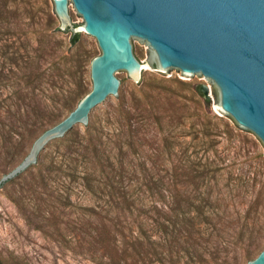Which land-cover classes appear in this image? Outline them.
I'll return each instance as SVG.
<instances>
[{
	"label": "rangeland",
	"instance_id": "obj_1",
	"mask_svg": "<svg viewBox=\"0 0 264 264\" xmlns=\"http://www.w3.org/2000/svg\"><path fill=\"white\" fill-rule=\"evenodd\" d=\"M76 22V26L84 24L77 12ZM72 37L73 33L56 16L53 0H0L1 122L8 117L4 110L19 103L15 92L25 88L20 78L27 71L36 74L39 68H49L46 48L55 39L66 42V56L79 59L77 63L71 62L72 75L58 77L56 87L47 86L45 93L38 96L41 111L33 119L34 124L24 130L25 138L14 136L11 142L0 138V178L22 161L36 137L65 118L92 90L91 60L101 54L98 43L81 34L80 42L72 46ZM138 60L148 74L140 82L122 75L121 84L127 89L125 97H113L97 111L92 127H81L58 140L29 173L0 189V257L4 264H96L83 242V232L71 226L73 222L82 225V211L59 206V210L53 209V192H65L66 187L61 182L52 183V192L50 187L39 184L38 176L48 173L49 165L60 159L66 144L82 139L89 128L103 126L106 131L113 130L112 117L120 103L134 106L145 101L147 95L163 93L165 89L181 90L178 81L190 84L203 101L205 112L221 120L216 121L219 131H203L195 117L187 118L171 135L175 144L163 148V226L175 218L183 220V212L189 218L203 215L209 219L218 216L221 220L217 225L211 220L199 222L197 228L204 232L195 235L198 256L193 259L178 252L169 254L163 248V264H171V259L174 264H247L264 249V145L217 108L219 95L210 81L159 71L152 50L140 40ZM203 85L210 88V100L200 90ZM26 88L24 91L30 93L32 88ZM72 198L76 205L86 206L80 189L75 190ZM154 220L123 216L120 222L127 232L125 237L117 232L119 255L125 240L139 235L138 222L147 224L145 232L149 235L160 234ZM212 230L217 231L211 234ZM166 238L163 227L164 247ZM99 255L102 257L103 251ZM106 258L103 257L105 262ZM121 264L134 263L127 259Z\"/></svg>",
	"mask_w": 264,
	"mask_h": 264
},
{
	"label": "trees",
	"instance_id": "obj_2",
	"mask_svg": "<svg viewBox=\"0 0 264 264\" xmlns=\"http://www.w3.org/2000/svg\"><path fill=\"white\" fill-rule=\"evenodd\" d=\"M80 39L81 34H75L70 44L75 46ZM65 46L64 40L55 39L50 48H46L49 68H39L36 74L27 71L20 78L25 84L24 89L26 86L32 89L30 93L17 90L15 96L19 103L4 110L8 117L6 121H0V138H5L6 142H11L14 136L21 140L25 138L24 130L34 124L33 119L41 111L42 102L38 96L45 93L47 86L56 87L57 79L73 74L71 62L77 63L79 59L66 56ZM178 84L181 90L165 89L163 93L147 95L145 101L134 106L120 103L118 112L112 117L113 130L106 131L103 126L94 130L89 128L82 139H73L66 144L60 159L49 165L48 173L38 176L39 184L50 187L52 192V183L61 182L66 187L65 192H53V209L64 207L82 211V225L79 227L73 222L71 226L83 232V242L88 245L90 259L96 264H121L127 259L134 264H163V248L169 254L178 252L194 259L199 255L195 235L201 236L204 232L197 227L210 220L217 225L221 220L218 216L209 219L203 215L189 218L187 212L182 211L183 220L175 218L163 226V148L175 144L171 135L187 118L195 117L203 131H219L216 121L221 120L205 112L203 101L190 84L182 81ZM163 131L167 134L165 137ZM77 189L84 196L86 206L73 202V193ZM123 216L154 218L155 227L161 233L149 235L145 232L147 224L138 222L139 235L130 241L126 239L119 255L117 232L124 237L127 232L121 226ZM54 219L56 223V217ZM163 227L167 234L165 247ZM102 251L104 255L100 257ZM103 257H107V262ZM169 262L175 263L173 259ZM0 264H4L1 257Z\"/></svg>",
	"mask_w": 264,
	"mask_h": 264
},
{
	"label": "water",
	"instance_id": "obj_3",
	"mask_svg": "<svg viewBox=\"0 0 264 264\" xmlns=\"http://www.w3.org/2000/svg\"><path fill=\"white\" fill-rule=\"evenodd\" d=\"M56 16L73 35L94 38L101 54L91 61L92 90L65 118L46 129L29 153L0 178V189L29 173L60 139L92 127L97 111L125 97L122 75L140 82L139 40L159 71L206 79L217 108L264 145V0H53ZM84 24L76 26V12ZM207 100L210 88L201 86ZM247 264H264V250Z\"/></svg>",
	"mask_w": 264,
	"mask_h": 264
},
{
	"label": "bare ground",
	"instance_id": "obj_4",
	"mask_svg": "<svg viewBox=\"0 0 264 264\" xmlns=\"http://www.w3.org/2000/svg\"><path fill=\"white\" fill-rule=\"evenodd\" d=\"M148 68V67H147ZM144 69H145V66H144Z\"/></svg>",
	"mask_w": 264,
	"mask_h": 264
}]
</instances>
